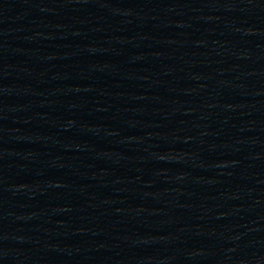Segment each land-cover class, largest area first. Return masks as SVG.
I'll list each match as a JSON object with an SVG mask.
<instances>
[{
  "label": "water",
  "instance_id": "1",
  "mask_svg": "<svg viewBox=\"0 0 264 264\" xmlns=\"http://www.w3.org/2000/svg\"><path fill=\"white\" fill-rule=\"evenodd\" d=\"M0 264H264V0H0Z\"/></svg>",
  "mask_w": 264,
  "mask_h": 264
}]
</instances>
